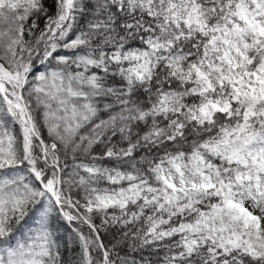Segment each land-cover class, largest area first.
I'll return each instance as SVG.
<instances>
[{"label":"snow or ice","instance_id":"6c2138e0","mask_svg":"<svg viewBox=\"0 0 264 264\" xmlns=\"http://www.w3.org/2000/svg\"><path fill=\"white\" fill-rule=\"evenodd\" d=\"M0 264H264V0H0Z\"/></svg>","mask_w":264,"mask_h":264}]
</instances>
